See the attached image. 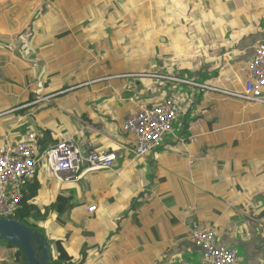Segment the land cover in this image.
I'll use <instances>...</instances> for the list:
<instances>
[{
	"label": "crops",
	"instance_id": "1",
	"mask_svg": "<svg viewBox=\"0 0 264 264\" xmlns=\"http://www.w3.org/2000/svg\"><path fill=\"white\" fill-rule=\"evenodd\" d=\"M227 1L0 0V147L34 132L40 152L62 138L118 152L72 182L39 162L23 198L53 262L204 264L196 218L239 249V264H264V91L262 101L235 95L263 36L246 37L233 24L244 0ZM133 95L180 106L146 156L123 129ZM60 194L62 209L73 203L64 222Z\"/></svg>",
	"mask_w": 264,
	"mask_h": 264
},
{
	"label": "built area",
	"instance_id": "2",
	"mask_svg": "<svg viewBox=\"0 0 264 264\" xmlns=\"http://www.w3.org/2000/svg\"><path fill=\"white\" fill-rule=\"evenodd\" d=\"M240 70L246 74V79L243 91L235 95L246 100L262 101L264 40L255 44L253 55L241 63ZM130 99L135 101V110L123 121V129L133 135L134 153L146 156L166 142L180 115V106L172 95L156 104L135 97ZM190 140L196 141L195 136ZM117 158L116 150H98L90 141L87 150H83L74 138H62L40 152L34 132H27L15 143L7 142L0 147V218H15L25 186L33 181L42 159L60 181L72 182L79 179L83 171L111 168ZM95 209L96 206H91L88 211ZM190 228L193 242L203 250L201 261L204 264H239V249L218 245L213 228L202 226L196 218L191 221Z\"/></svg>",
	"mask_w": 264,
	"mask_h": 264
},
{
	"label": "trees",
	"instance_id": "3",
	"mask_svg": "<svg viewBox=\"0 0 264 264\" xmlns=\"http://www.w3.org/2000/svg\"><path fill=\"white\" fill-rule=\"evenodd\" d=\"M227 2L229 4H231L232 1L228 0ZM244 2H245V0H244ZM51 13L53 15H55V10H51ZM37 16H39V14H37ZM245 19H246V17H245ZM248 23H249L248 21H245V22H241L240 24H235V25H239L242 29H245V31L247 32L246 37H250V36L253 37L254 36V38L257 39L259 36V33H260V35L262 34L263 40H264V18H263V16H261L260 21L256 23L255 28H254V24L249 25ZM32 27H33L32 24L29 23L23 31L31 32ZM133 97L136 98V96H134V95H133ZM26 197L27 196H25V198H23L22 203H21V207L19 208L18 212L16 213L15 218L19 219L23 223L29 224V219L32 217V212L28 211V206L25 204ZM66 197H67V195L60 194L56 204H54V207H56L59 211V215H58L59 220L63 221V222H64V219L62 218V216L67 214V212L73 207V203L71 202L72 199L69 200V198H67L65 202H67L69 204L67 207H65V209L64 208L62 209V206H63L62 198H66ZM32 228H33V230L40 232V229H38L36 227H32ZM41 233H43V232H41ZM45 238L47 240L46 234H45ZM3 244H4V246H3ZM4 248L6 249L7 255L9 257H2V250ZM36 248L39 252L41 251L42 247L39 244V239H37ZM85 252H86V250H85ZM0 264H30V263H29V261L26 257V254H25V252L21 246H19L17 244H12V243L0 238ZM46 264H58V262H53V260L51 259V261L47 262ZM69 264H78V263L72 262Z\"/></svg>",
	"mask_w": 264,
	"mask_h": 264
},
{
	"label": "water",
	"instance_id": "4",
	"mask_svg": "<svg viewBox=\"0 0 264 264\" xmlns=\"http://www.w3.org/2000/svg\"><path fill=\"white\" fill-rule=\"evenodd\" d=\"M0 238L21 246L30 264H46L51 261L45 234L33 230L17 218H0ZM37 239L42 247L40 252L36 248Z\"/></svg>",
	"mask_w": 264,
	"mask_h": 264
},
{
	"label": "rangeland",
	"instance_id": "5",
	"mask_svg": "<svg viewBox=\"0 0 264 264\" xmlns=\"http://www.w3.org/2000/svg\"><path fill=\"white\" fill-rule=\"evenodd\" d=\"M264 13V3H262L261 0H245V2L241 5V8L239 10V12L234 13L236 16V20H238L237 22H233V24L239 23V22H245L248 21L249 25L254 24V28L256 27V23L257 21L260 19V17L262 16V14ZM246 17V19H245ZM264 18V16H263ZM219 27L215 24L214 25V29L215 30H219L221 29H225L226 24L224 23H219ZM185 89H187L189 86L188 85H182ZM25 204L28 206V211L33 213V210L37 208L35 202H32L31 197L28 195L26 197V202ZM41 222H44L43 220ZM39 223L38 218L35 214H32V217L29 219V226L31 227H36V228H40L41 227L37 226ZM4 246V244H3ZM2 257H9L7 255V251L4 248L2 250Z\"/></svg>",
	"mask_w": 264,
	"mask_h": 264
}]
</instances>
